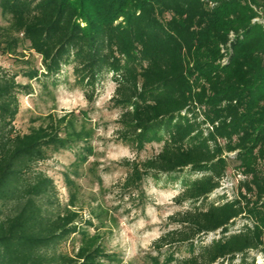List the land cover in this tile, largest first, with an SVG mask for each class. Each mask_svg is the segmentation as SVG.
Returning a JSON list of instances; mask_svg holds the SVG:
<instances>
[{"label": "trees", "instance_id": "obj_1", "mask_svg": "<svg viewBox=\"0 0 264 264\" xmlns=\"http://www.w3.org/2000/svg\"><path fill=\"white\" fill-rule=\"evenodd\" d=\"M261 0H0V264L120 263L83 228L77 211L49 212L53 180L36 165L51 151L88 137L74 114H49L26 133L14 128L28 82L73 85L95 100L111 75L119 140L137 149L161 143L142 161H126L121 186L143 193L147 177L178 176V206L152 244L150 264H257L264 255V22ZM23 49V50H22ZM39 57V66L24 59ZM231 198L208 197L229 166ZM193 177V178H192ZM237 219L243 223L231 230ZM85 223V222H84ZM209 234L216 238L205 242ZM78 236V246L63 243Z\"/></svg>", "mask_w": 264, "mask_h": 264}, {"label": "rangeland", "instance_id": "obj_2", "mask_svg": "<svg viewBox=\"0 0 264 264\" xmlns=\"http://www.w3.org/2000/svg\"><path fill=\"white\" fill-rule=\"evenodd\" d=\"M259 12L264 22V0L260 1ZM3 23L5 19L0 15V24ZM23 52L24 59L39 66L36 54L28 50ZM0 66L15 72L21 64L10 56L0 55ZM17 80L32 87L30 95L19 96V111L14 120L17 132H28L49 114L57 117L74 114L78 126H83L88 134L86 140L77 142L75 147L51 151L46 160L36 165V169L49 176L55 185V195L45 205L46 209L53 213L65 208L77 211L83 228L119 259L120 263L112 264H150L148 256L155 255L152 244L169 228L168 217L188 206H178L173 201L181 191L179 182L187 176L186 170L177 179L165 175L158 179L147 177L143 181V193L138 196L122 188L127 173L126 161L151 157L162 144L153 142L137 149L119 140L116 132L119 109L109 101L115 88L110 74L98 83L93 103L87 102L82 88L73 85L69 68L64 69L55 86L50 80L43 84L34 80L28 82L20 76ZM232 167L231 164L220 187L208 201H216L221 195L233 197L236 180L242 177ZM242 223L237 219L231 230H238ZM216 237V234H209L205 242ZM78 238L75 236L63 243L60 249L71 253L79 244ZM249 257H254L257 264H264L261 253L249 252Z\"/></svg>", "mask_w": 264, "mask_h": 264}]
</instances>
